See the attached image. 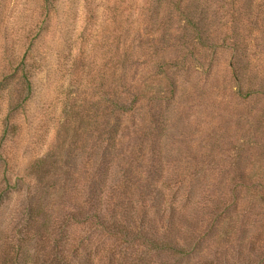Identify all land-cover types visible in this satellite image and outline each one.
Returning <instances> with one entry per match:
<instances>
[{"label": "rangeland", "instance_id": "374dc122", "mask_svg": "<svg viewBox=\"0 0 264 264\" xmlns=\"http://www.w3.org/2000/svg\"><path fill=\"white\" fill-rule=\"evenodd\" d=\"M6 119L0 264H88L89 252V264H198L215 253L219 264L254 262L264 232V0H0V130ZM117 185L126 204L190 196V209L216 221L211 240L176 258L98 234L79 241L73 261L84 226L72 215ZM164 225L167 247L182 229Z\"/></svg>", "mask_w": 264, "mask_h": 264}, {"label": "trees", "instance_id": "16d2710c", "mask_svg": "<svg viewBox=\"0 0 264 264\" xmlns=\"http://www.w3.org/2000/svg\"><path fill=\"white\" fill-rule=\"evenodd\" d=\"M195 30H198L195 28ZM27 38H19V49L14 51L12 49V55L17 56V54L22 53V44L20 39H25L26 43L31 40ZM15 45L12 44V47ZM16 66L14 71H19L22 68V71L26 68V61L23 58L20 63L15 61L12 64V68ZM32 89H30L27 98L32 95ZM27 100H23L22 103H25ZM10 128L9 121L6 119V123L3 125V130H0V208L5 196H7V191L10 187L9 183L12 180L11 169L9 167L10 157L7 155L5 149L7 137L12 133ZM118 198L119 203H112L109 199L110 196H114L113 193L105 194V190H99L98 194L90 193L88 200L83 202L84 207H77L79 213H84L83 216L72 215L74 217V222L77 225L84 226V229L81 231L83 237L77 236L74 238L73 243L75 249L71 259H76L78 256H81L78 252L79 250V241L87 237H93L100 235H109L114 237L116 242H124L125 244H135L136 242L140 244L141 242L148 243L149 247L155 251L160 250V248L165 249L168 253H172L174 257L179 258V256H191L197 248L201 247L205 243L209 242L210 236V227L215 226L216 221L211 219L210 221L204 220L201 214V211L196 207L190 209L191 205L190 196L180 199L177 196H169V198L164 199L161 202L154 203L153 200L149 199V203L143 201L141 204H137L135 201H130L127 204L122 201V198L119 194L120 188L115 186L113 189H110ZM97 194V195H96ZM85 206L88 208L85 211ZM85 211V212H84ZM33 216V214L29 213ZM71 218V215H70ZM72 219V218H71ZM29 220L28 222H30ZM166 222L167 230L177 229L180 227L182 230L180 238L176 239V236L172 238L167 247H162L161 238L159 232L161 229L165 228L164 223ZM30 226V224H28ZM30 229H26L24 237L26 238L27 232ZM143 243V244H144ZM145 246V245H144ZM96 255V254H95ZM88 258L86 261L91 262L92 254L89 252L87 254ZM217 257V254L215 253ZM211 260L209 255L202 257L203 260L199 261L198 264H219L217 259ZM96 258H101L100 255H96ZM248 258L250 261H254L250 264H264V232L259 236L258 242L253 244L249 250ZM49 259L53 262L54 260L65 261L64 255H55L50 254ZM110 264H112V259ZM89 262V263H90ZM88 263V264H89ZM222 263L224 264H238V262H231L226 259ZM66 264V263H64ZM221 264V263H220Z\"/></svg>", "mask_w": 264, "mask_h": 264}]
</instances>
